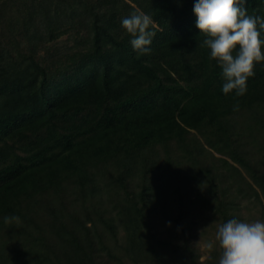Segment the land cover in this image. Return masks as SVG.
Returning <instances> with one entry per match:
<instances>
[{
  "label": "trees",
  "instance_id": "16d2710c",
  "mask_svg": "<svg viewBox=\"0 0 264 264\" xmlns=\"http://www.w3.org/2000/svg\"><path fill=\"white\" fill-rule=\"evenodd\" d=\"M194 2L0 0V264H218L192 239L264 221V61L225 95Z\"/></svg>",
  "mask_w": 264,
  "mask_h": 264
},
{
  "label": "clouds",
  "instance_id": "9594fccd",
  "mask_svg": "<svg viewBox=\"0 0 264 264\" xmlns=\"http://www.w3.org/2000/svg\"><path fill=\"white\" fill-rule=\"evenodd\" d=\"M195 26L206 39L200 47L210 49V59L217 62L226 81L222 92L235 91L236 97L247 92V80L255 75L256 63L264 61V17L250 15L244 0H195L192 9ZM152 18L140 11L122 18L121 26L131 35L134 51L148 54L156 35L149 28ZM239 104L234 105L238 110ZM19 223V217L5 216L4 223ZM218 244V264H264V221L229 219L217 225L214 241L205 248L212 251Z\"/></svg>",
  "mask_w": 264,
  "mask_h": 264
},
{
  "label": "rangeland",
  "instance_id": "374dc122",
  "mask_svg": "<svg viewBox=\"0 0 264 264\" xmlns=\"http://www.w3.org/2000/svg\"><path fill=\"white\" fill-rule=\"evenodd\" d=\"M67 44L68 45H71V43L66 40V37H63L60 40V42L57 43L56 48L59 49L60 51H63L64 48H65V46ZM216 157H218V155H216ZM242 213L246 215V212L245 211H242ZM251 214H253V212ZM251 214H249V215H251ZM191 218L193 220H196L197 221L196 227L199 228L198 234H200L202 232H205V231L208 233V230H210V226H206L204 221L198 222L200 220V216L198 214L196 216L195 215H191ZM155 229L156 230H159V231H163V227L162 226L161 227L160 226L159 227H156ZM205 237H199V239H192V241H191V244L198 251L199 261L200 262L205 261L206 258H207V253H206V248H205V244H206ZM212 241H214V238H213ZM128 264H130V263H128ZM152 264H154V263H152Z\"/></svg>",
  "mask_w": 264,
  "mask_h": 264
}]
</instances>
